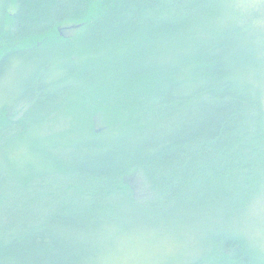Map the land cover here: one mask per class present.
<instances>
[{
	"label": "trees",
	"instance_id": "16d2710c",
	"mask_svg": "<svg viewBox=\"0 0 264 264\" xmlns=\"http://www.w3.org/2000/svg\"><path fill=\"white\" fill-rule=\"evenodd\" d=\"M234 13L231 0H0V80L15 64L26 111L0 119V142L28 112L72 100L77 113L80 96V115L106 114L46 166L0 168V264H111L136 234L187 221L175 237L189 243L159 264H264L242 228L264 192V32Z\"/></svg>",
	"mask_w": 264,
	"mask_h": 264
},
{
	"label": "rangeland",
	"instance_id": "374dc122",
	"mask_svg": "<svg viewBox=\"0 0 264 264\" xmlns=\"http://www.w3.org/2000/svg\"><path fill=\"white\" fill-rule=\"evenodd\" d=\"M231 3L235 12V22L247 25L251 32H264V0H231ZM254 21L260 27L252 25ZM263 36L261 38L262 45L264 43ZM259 52V49H255V56ZM65 57L59 58V61ZM16 76L21 75L17 73L16 66L13 64L0 80V97L2 96L4 102H9L2 109V103H0V119L2 117L10 119L23 117L26 113V111H23V106H25L22 105L23 102L14 97L13 92L20 91L19 79L16 81ZM259 83L263 90L264 101V73L259 78ZM80 100L81 96L76 100L78 108L75 111L78 114H70V111L74 110L72 100L63 101L43 114L28 112L25 119H23L24 123L19 137L17 135L9 143L0 142V146L3 147L0 148V168L9 167L11 172L20 174L35 171L42 166H46L48 157L44 153L47 150L66 147L81 141L92 132H99L106 114L80 115L79 108L83 111L87 109L80 106ZM92 118L95 119V122L93 130H90L89 122ZM106 128L105 136H112L120 131V128L115 124H111ZM248 209L245 217L246 221L244 219V227H242L243 232L264 252V192L257 194ZM189 224V221L182 222L172 229L159 230V234L154 229H150L145 234H136L134 246L116 256L111 264H159L167 258H175L176 256L173 254H177V247L174 244L180 246L181 243H189L176 238L175 234ZM163 234H168L170 238L163 236ZM193 239L188 238L190 241Z\"/></svg>",
	"mask_w": 264,
	"mask_h": 264
}]
</instances>
